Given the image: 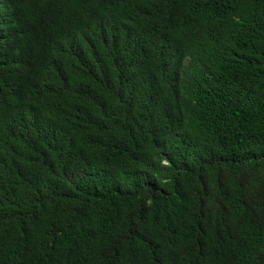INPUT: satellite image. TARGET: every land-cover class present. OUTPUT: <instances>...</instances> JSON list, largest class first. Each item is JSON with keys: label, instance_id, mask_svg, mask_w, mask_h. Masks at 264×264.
Returning a JSON list of instances; mask_svg holds the SVG:
<instances>
[{"label": "trees", "instance_id": "16d2710c", "mask_svg": "<svg viewBox=\"0 0 264 264\" xmlns=\"http://www.w3.org/2000/svg\"><path fill=\"white\" fill-rule=\"evenodd\" d=\"M0 264H264V0H0Z\"/></svg>", "mask_w": 264, "mask_h": 264}, {"label": "bare ground", "instance_id": "6f19581e", "mask_svg": "<svg viewBox=\"0 0 264 264\" xmlns=\"http://www.w3.org/2000/svg\"><path fill=\"white\" fill-rule=\"evenodd\" d=\"M28 147V146H27ZM40 156V155H39ZM196 253V252H195Z\"/></svg>", "mask_w": 264, "mask_h": 264}]
</instances>
